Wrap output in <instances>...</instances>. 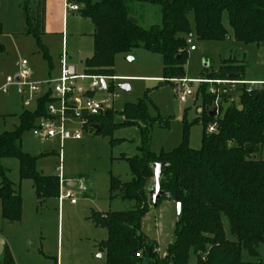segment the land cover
Segmentation results:
<instances>
[{"label":"trees","instance_id":"obj_1","mask_svg":"<svg viewBox=\"0 0 264 264\" xmlns=\"http://www.w3.org/2000/svg\"><path fill=\"white\" fill-rule=\"evenodd\" d=\"M78 4V13L94 24L93 55L85 60V73L89 75L116 76L115 58L118 53H128L143 48L162 56L164 83L186 78L188 61L187 37L196 34L202 41L222 42L231 39L224 25V13L236 41L244 44L264 45V0H69ZM135 3L160 7L161 24L142 27L132 16ZM193 16L194 30L190 16ZM24 33L32 35L45 59L50 61L48 48L42 43L45 33L44 0H23ZM2 27L0 25V34ZM4 51L0 43V53ZM247 65L236 59L224 60L222 65L208 74L215 80H245ZM208 84L203 82L202 85ZM114 91V85L111 86ZM148 91L136 103H126L122 110H106L91 119L98 124L97 134L111 136V145L119 139L113 133L123 127L139 126L142 143L140 154L126 160L133 174L129 182L111 177L110 192L119 191L123 200L134 201L132 209L122 212H93L90 219L107 230V239L99 245L106 253V264H189L191 254L196 264H263L243 261V250L258 257V247L264 243V159L257 155L264 145V89L258 92L244 90L240 106L232 104L226 110L222 105L220 115L209 112L199 114L203 124L202 145L194 149L189 144L190 125L186 122L183 141L172 151L157 154L151 150L150 137L154 123L167 128L171 116L152 118L148 111ZM204 105H212L216 95L205 93L200 87ZM49 98L38 101L34 111L21 112L19 125L13 131L0 135V201L3 219L18 223L23 216V199L19 189L7 176L2 165L4 158L19 161L20 180H32L37 199L57 198L59 178L45 175L37 169L40 157L24 151L22 137L34 129L38 118L46 115ZM120 116L123 121L116 122ZM217 122L214 133L207 128ZM168 163L162 170L160 185L164 200L181 202L183 218L176 222L174 241L164 256L159 244L146 235L142 228L152 201L149 181L154 178V165ZM156 206V207H157ZM223 216L228 218L230 233L227 237ZM0 264H17L6 245Z\"/></svg>","mask_w":264,"mask_h":264},{"label":"rangeland","instance_id":"obj_2","mask_svg":"<svg viewBox=\"0 0 264 264\" xmlns=\"http://www.w3.org/2000/svg\"><path fill=\"white\" fill-rule=\"evenodd\" d=\"M132 16L138 23L149 28L154 24H161L160 7L135 3ZM143 6V7H142ZM224 25L231 34V39L214 42L202 41L193 33V45L196 51H188L186 64V79L192 94L182 102L181 79L173 83L161 84L158 79H143L144 77H163L162 56L143 48H135L128 53H118L115 58V75L125 78L114 82L116 98L111 108L122 110L126 103H136L144 98L148 91V111L152 118L172 117L169 126L162 128L154 123L151 130V150L157 154L169 152L183 141L184 124L190 125L189 144L194 149L202 145L203 124L197 121L199 110L208 112L212 105H204L203 96L198 93L200 87L205 93L218 95L219 105L226 110L234 104L240 106V98L244 90L258 92L263 86L217 83H197L195 80L207 78L208 74L217 70L224 60L234 58L238 63L247 65L245 80H264V45L244 44L233 37L229 27L228 15L224 13ZM191 27L194 30L193 16H190ZM0 43L4 51L0 53V135L6 131H13L20 123L19 116L23 107L17 94V86L12 85L8 93H3L7 77L15 78L20 72V62L27 59L33 73L31 81L44 84L56 80L60 76V55L63 48L61 35L51 33L41 36L42 43L48 48L51 63L45 59L37 40L32 35L24 33L23 0H0ZM64 40L66 51L71 57L70 63L79 73H85V60L93 53L94 24L88 18H83L78 12L69 11L66 20ZM164 81V79L162 80ZM244 81V80H235ZM86 84L89 81L85 82ZM128 84L130 92L122 91L119 85ZM45 87V86H43ZM214 95V94H213ZM103 95H98L102 98ZM104 97V96H103ZM242 107V106H240ZM32 109V108H31ZM107 109V110H109ZM105 113V112H104ZM116 122L123 121L122 117H115ZM70 131H80L81 140L69 138L61 145L59 137L45 139L36 138L33 129L26 131L22 137L24 151L43 155L37 161V169L45 175L58 176L60 153L63 155V169L66 178L75 179L74 192L77 204L66 199L59 207L56 198L37 199L33 181H20L19 161L16 158L2 159L7 176L14 182L15 188L22 192L23 217L20 223L11 224L2 218L0 203V259L3 257L6 245L9 246L17 264H106V253L99 247L107 239L108 232L98 227L90 219L93 212H122L132 209L134 201L123 200L118 194L111 196V177H117L122 182H129L133 174L129 163L121 158L139 155L142 135L139 126L123 127L113 133L114 139H124L121 143L111 145V136L97 134L96 129H83L78 120L68 122ZM264 159V145L257 155ZM0 173V182H1ZM83 179L85 191L80 190L79 180ZM149 188L154 185L150 179ZM178 221L177 203L164 200L157 207L151 206L143 223V231L148 237L159 242L161 256H164L170 243L174 241L175 225ZM223 223L227 237L235 238L230 233L228 218L223 216ZM259 256H251L243 250L245 262L264 264V243L258 247ZM144 264H149L147 261ZM189 264H196V255L191 254Z\"/></svg>","mask_w":264,"mask_h":264},{"label":"built area","instance_id":"obj_3","mask_svg":"<svg viewBox=\"0 0 264 264\" xmlns=\"http://www.w3.org/2000/svg\"><path fill=\"white\" fill-rule=\"evenodd\" d=\"M79 9L80 6L78 4L65 0L66 13L69 11L78 12ZM186 41L189 51L197 50L196 46L193 45L192 36H188ZM63 46L64 48L60 55L61 72L60 76L56 80H51L50 82L45 83V85L32 82V71L29 67V62L27 59H23L20 62V72L18 74L20 80H16V77H7L6 85L2 90L3 93H8L10 86H17V94L21 99L23 107L30 111L36 110L38 108L39 99L47 96L49 98V102L46 105V116L38 119L39 123H36L33 133L36 138L50 139L59 137L61 145H63L64 141L69 138L76 140L83 138L82 132H72L68 129V122L78 120L83 129L92 130L93 125H91V119L95 116H99L107 109L111 108L113 101L119 97L116 90H111V86L114 85L115 81L125 79L118 76H102L79 73L75 66L69 62L65 43ZM102 80L106 83L105 89H103ZM181 80L182 94L180 96V100L185 102L188 94H192V92L188 87L189 81L186 78ZM86 81H89V83L86 84ZM195 82L210 83V80L198 79L195 80ZM216 82L249 85L250 88H252V86L264 87V80H226ZM211 91L214 95H216L215 90ZM98 95H103L104 97L102 96V98H99ZM218 98V95H216V99L212 104V108H216L215 117H218L221 113V105H219ZM217 128V122H213L207 128V132L214 133L217 131ZM60 160L61 162L63 161L61 153ZM58 172L59 195L57 199L60 207L62 202L66 199H70L72 204H76L77 198L74 192V187L77 182H75V179H69L64 176L62 164L59 166ZM78 183L80 190L85 191L86 187L83 184V179H80Z\"/></svg>","mask_w":264,"mask_h":264},{"label":"crops","instance_id":"obj_4","mask_svg":"<svg viewBox=\"0 0 264 264\" xmlns=\"http://www.w3.org/2000/svg\"><path fill=\"white\" fill-rule=\"evenodd\" d=\"M45 2V24H44V29H45V34L47 33H51V34H55V35H61L62 36V39H63V44L65 42L64 40V35H65V28H66V20L68 18V13L65 12V0H44ZM139 4V3H138ZM142 4V3H141ZM145 5H148V4H145ZM136 7V6H134ZM143 7V6H142ZM64 48V46H63ZM62 48V50H63ZM65 48H66V45H65ZM93 51H94V47H93ZM196 51V50H195ZM67 52V51H66ZM68 54V52H67ZM93 55V53H92ZM91 55V56H92ZM90 56V57H91ZM69 57V55H68ZM89 58V57H87ZM86 58V59H87ZM71 61V57H69V62ZM33 75V73H32ZM248 75V74H247ZM143 79H158V82H162L163 80V77H144ZM249 80H262V79H259V78H256V79H249ZM124 107V106H123ZM199 113H201V109L199 110ZM46 116V115H45ZM44 117V116H42ZM39 119V118H38ZM123 119V118H122ZM39 120H37L38 122ZM36 122V123H37ZM39 123V122H38ZM81 140V139H80ZM120 141H117L115 144L117 143H121L122 141H124V139H119ZM111 144V143H110ZM114 144V145H115ZM125 154H122L121 156H124ZM63 156V155H62ZM127 157H130L128 155H125ZM132 157V156H131ZM59 158H60V155H59ZM62 164V170H63V174H64V169H63V161L61 162L60 160V165ZM44 174V173H43ZM65 176V175H64ZM71 179V178H69ZM21 181V180H20ZM24 181V180H22ZM32 181V180H31ZM153 181H154V178H153ZM151 180L149 181V184H150ZM19 190H20V187H19ZM21 192V190H20ZM34 192H35V188H34ZM21 195H22V192H21ZM36 195V194H35ZM23 199V197H22ZM57 199V198H56ZM58 200V199H57ZM59 202V201H58ZM1 203V201H0ZM77 204V203H76ZM74 204V205H76ZM60 207V205H59ZM153 207V206H152ZM1 208H2V205H1ZM2 215V213H1ZM147 216V215H146ZM145 216V217H146ZM23 217V216H22ZM145 217L143 219V222H142V228H143V223H144V220H145ZM3 218V217H2ZM4 221L8 222L7 220L4 219ZM22 221V220H21ZM20 221V222H21ZM18 222V223H20ZM9 223V222H8ZM158 242V241H157ZM159 244V242H158ZM159 250H160V245H159ZM165 255V254H164Z\"/></svg>","mask_w":264,"mask_h":264},{"label":"water","instance_id":"obj_5","mask_svg":"<svg viewBox=\"0 0 264 264\" xmlns=\"http://www.w3.org/2000/svg\"><path fill=\"white\" fill-rule=\"evenodd\" d=\"M16 80H20V77L17 75ZM103 89L106 88V83L102 80ZM118 88L125 92H130L131 87L128 84L119 85ZM242 109V107H240ZM209 115L211 117H215L216 115V108H213L209 111ZM93 128L99 130V125L94 124ZM168 163H156L154 165V185L149 189V197L152 201L153 206H157L160 199L166 194L165 191L162 190L160 185V180L162 176V170L165 166H168ZM177 213H178V221L182 220L183 218V208L181 202H177Z\"/></svg>","mask_w":264,"mask_h":264}]
</instances>
